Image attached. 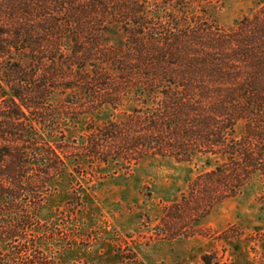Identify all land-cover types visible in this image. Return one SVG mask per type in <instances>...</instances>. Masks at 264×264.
Wrapping results in <instances>:
<instances>
[{"label": "trees", "instance_id": "obj_1", "mask_svg": "<svg viewBox=\"0 0 264 264\" xmlns=\"http://www.w3.org/2000/svg\"><path fill=\"white\" fill-rule=\"evenodd\" d=\"M221 1L0 0V264H60L38 210L71 160L207 158L204 209L264 186V0L230 29Z\"/></svg>", "mask_w": 264, "mask_h": 264}, {"label": "rangeland", "instance_id": "obj_2", "mask_svg": "<svg viewBox=\"0 0 264 264\" xmlns=\"http://www.w3.org/2000/svg\"><path fill=\"white\" fill-rule=\"evenodd\" d=\"M162 1V0H161ZM166 2V0H165ZM161 3V2H160ZM257 0L205 7L222 28L251 16ZM193 12H195L193 10ZM105 111L100 120L121 117ZM74 136L79 139L83 124ZM243 133V124L237 126ZM71 160L55 179L38 217L50 233L43 250L60 264H264V186L204 209L188 187L213 163L146 159L129 169Z\"/></svg>", "mask_w": 264, "mask_h": 264}]
</instances>
